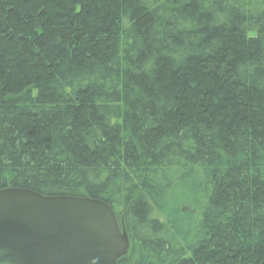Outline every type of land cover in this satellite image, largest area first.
<instances>
[{
	"label": "trees",
	"instance_id": "1",
	"mask_svg": "<svg viewBox=\"0 0 264 264\" xmlns=\"http://www.w3.org/2000/svg\"><path fill=\"white\" fill-rule=\"evenodd\" d=\"M6 189L106 203L117 264H264V0H0Z\"/></svg>",
	"mask_w": 264,
	"mask_h": 264
},
{
	"label": "water",
	"instance_id": "2",
	"mask_svg": "<svg viewBox=\"0 0 264 264\" xmlns=\"http://www.w3.org/2000/svg\"><path fill=\"white\" fill-rule=\"evenodd\" d=\"M129 239L100 200L0 191V264H117Z\"/></svg>",
	"mask_w": 264,
	"mask_h": 264
},
{
	"label": "rangeland",
	"instance_id": "3",
	"mask_svg": "<svg viewBox=\"0 0 264 264\" xmlns=\"http://www.w3.org/2000/svg\"><path fill=\"white\" fill-rule=\"evenodd\" d=\"M6 76V75H5Z\"/></svg>",
	"mask_w": 264,
	"mask_h": 264
}]
</instances>
